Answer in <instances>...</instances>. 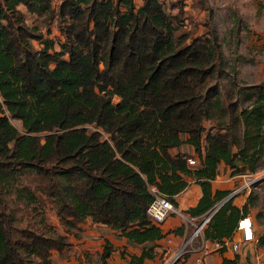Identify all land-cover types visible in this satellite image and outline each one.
<instances>
[{"label":"trees","instance_id":"16d2710c","mask_svg":"<svg viewBox=\"0 0 264 264\" xmlns=\"http://www.w3.org/2000/svg\"><path fill=\"white\" fill-rule=\"evenodd\" d=\"M178 3L172 12L162 0H0V264H53L52 249L63 250L87 215L133 241H155L166 232L147 211L152 186L176 205L193 177L203 195L187 211L201 214L230 192L212 188L222 161L233 173L256 168L264 80L240 86L218 33L209 27L190 37L180 29ZM27 13L46 16L47 32L58 22L60 47ZM246 89L251 102L242 106ZM185 141L197 163L172 151ZM43 195L55 203L63 232L39 211ZM248 211L229 197L205 235H231ZM113 249L107 239L101 264ZM154 255L150 245L130 260L146 264ZM242 263L237 253L219 264Z\"/></svg>","mask_w":264,"mask_h":264},{"label":"rangeland","instance_id":"374dc122","mask_svg":"<svg viewBox=\"0 0 264 264\" xmlns=\"http://www.w3.org/2000/svg\"><path fill=\"white\" fill-rule=\"evenodd\" d=\"M59 1L53 0L54 5L57 6ZM134 1L137 5L143 2V0ZM170 1L162 0L167 11L178 12V2L184 5V12L180 14L183 18L180 29L187 31L190 37L209 34V27L218 33L224 51L236 61V74L240 86L264 80V0H206V7H203L198 0H177L176 4H171ZM27 19L29 22L33 20L38 22L45 34L51 36L54 41L56 40V46L60 47L58 38L63 35L55 19L50 23V32H47L49 24H47L46 16L27 13ZM35 43L37 46L39 45L38 38ZM247 91L248 89L239 93L242 106L251 102ZM120 98L115 94L113 101L117 102ZM10 119L17 127L23 128L19 117L10 116ZM86 125L91 129L101 128L95 123ZM196 154L198 155L197 152ZM247 170L240 172L234 186L235 188L240 187L236 189L238 190L237 194H243L242 197H246L245 201L250 210L257 214V224L264 223V146L256 168ZM38 205L39 211L41 208V213L52 224V230L63 232L66 226L56 213L55 203L43 195L39 199ZM180 228L177 230L181 231ZM190 232L191 225L183 240ZM260 250H264V246ZM88 260L89 264L93 263V259Z\"/></svg>","mask_w":264,"mask_h":264},{"label":"crops","instance_id":"0c3cea01","mask_svg":"<svg viewBox=\"0 0 264 264\" xmlns=\"http://www.w3.org/2000/svg\"><path fill=\"white\" fill-rule=\"evenodd\" d=\"M22 8L26 10L25 6H22ZM172 151L189 152L192 156L198 158L194 146L186 141L179 146L173 147ZM239 175L240 172L233 173L232 168L227 165L225 161H222L219 165V172L212 179V188L213 190L218 188L230 189L228 195L231 194L230 197H232L233 203L242 208L247 204L245 201L246 197L243 198V194H237L238 190H236L234 186ZM202 195V184L193 177H190L189 183L175 194L177 201L176 206L179 210L185 212L191 206L197 204ZM248 210L255 219L257 237L253 242H246L242 245L240 253L242 262H246L253 256L254 251L264 246V244L259 241L260 235L264 233V223L257 224V214L251 211L249 206ZM187 213L189 212L187 211ZM238 217L240 216L237 215L236 220ZM158 224L162 227L163 231L166 232L163 237L155 241L136 242L122 234L119 229L103 222L94 221L91 215H87L83 221H80L78 233H69L68 238L70 243L63 250L52 249V262L53 264H89L88 259L91 258L93 259L92 264H101L100 255L105 241L109 239L114 249L107 257L108 264H136L130 260L131 256L133 254H141L144 248L150 245L153 246L155 255L154 257L146 256L144 262L146 264H163L167 252H169V250H175L181 245L184 236H186L188 232L189 226L185 217L179 211L168 215L163 221L158 222ZM177 228L182 230L178 231ZM239 234V231L235 232V236ZM225 255L234 256V252L230 246L224 249L213 250L206 256L204 261L199 264H219ZM192 256H189L187 260L188 264H193Z\"/></svg>","mask_w":264,"mask_h":264},{"label":"built area","instance_id":"2783aa9c","mask_svg":"<svg viewBox=\"0 0 264 264\" xmlns=\"http://www.w3.org/2000/svg\"><path fill=\"white\" fill-rule=\"evenodd\" d=\"M189 163H197L195 156L187 157ZM240 187H236L238 189ZM155 193L154 198L148 205L147 211L150 218L158 223L163 221L168 215L177 211L185 217L188 226L191 225V232L182 241L181 245L175 250H169L164 258L163 264H188L189 256L193 255V264H199L204 261L206 256L215 249L231 247L234 255L241 253V247L244 243L253 242L256 237V224L254 217L249 213H242L238 218L233 233L222 239L209 238L205 235L207 227L213 213L220 206L218 201L213 207L201 214L185 213L177 208L173 200L167 195L157 190L156 186H152ZM223 200V199H222ZM239 231V235L235 236V232ZM241 259V258H240ZM242 264H264V250H256L253 256Z\"/></svg>","mask_w":264,"mask_h":264},{"label":"water","instance_id":"95a60500","mask_svg":"<svg viewBox=\"0 0 264 264\" xmlns=\"http://www.w3.org/2000/svg\"><path fill=\"white\" fill-rule=\"evenodd\" d=\"M231 196V194L230 195H227L223 200H221L220 202H219V205H221L226 199H228L229 197Z\"/></svg>","mask_w":264,"mask_h":264}]
</instances>
